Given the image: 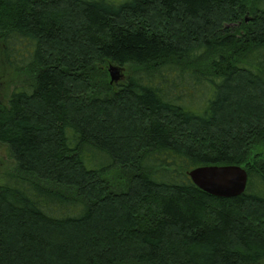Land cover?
Wrapping results in <instances>:
<instances>
[{
  "label": "trees",
  "instance_id": "16d2710c",
  "mask_svg": "<svg viewBox=\"0 0 264 264\" xmlns=\"http://www.w3.org/2000/svg\"><path fill=\"white\" fill-rule=\"evenodd\" d=\"M0 57V264L264 261V0H0Z\"/></svg>",
  "mask_w": 264,
  "mask_h": 264
},
{
  "label": "water",
  "instance_id": "95a60500",
  "mask_svg": "<svg viewBox=\"0 0 264 264\" xmlns=\"http://www.w3.org/2000/svg\"><path fill=\"white\" fill-rule=\"evenodd\" d=\"M110 84L122 80V70L109 65ZM190 181L200 190L217 198H234L242 195L247 185L246 171L237 165L208 166L192 169L187 173Z\"/></svg>",
  "mask_w": 264,
  "mask_h": 264
},
{
  "label": "rangeland",
  "instance_id": "374dc122",
  "mask_svg": "<svg viewBox=\"0 0 264 264\" xmlns=\"http://www.w3.org/2000/svg\"><path fill=\"white\" fill-rule=\"evenodd\" d=\"M133 67H128L125 69V74L128 75ZM98 75L101 76L102 73H108V66H103V68L98 69ZM122 74V73H121ZM32 72L24 71L21 73L13 71L9 66H7L3 59L0 57V106H4L9 99L11 93L32 80ZM110 81V77H109ZM14 169V162L9 157L7 149L0 145V174H6L12 172ZM114 173L111 174L113 176ZM260 264H264V261Z\"/></svg>",
  "mask_w": 264,
  "mask_h": 264
}]
</instances>
